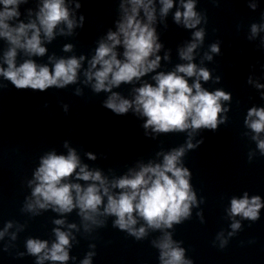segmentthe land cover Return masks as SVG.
Returning a JSON list of instances; mask_svg holds the SVG:
<instances>
[{
  "label": "clouds",
  "instance_id": "clouds-1",
  "mask_svg": "<svg viewBox=\"0 0 264 264\" xmlns=\"http://www.w3.org/2000/svg\"><path fill=\"white\" fill-rule=\"evenodd\" d=\"M27 3L29 0H0V38L9 45L0 63V77L10 81L18 90L45 91L51 87L64 88L77 83L84 55L65 58L53 54L48 57V64H38L31 57L45 56L48 51L45 43H51L57 35H73L75 28H83L85 17L80 15L77 21L75 12L70 10L66 0H41L37 11L33 12L31 8L26 10L28 19L25 22L20 19L19 7ZM213 3L218 6V0H213ZM159 4V16L163 22L174 7V0H159ZM75 7L79 9L81 5L77 3ZM251 7L254 9L256 5L252 4ZM119 9L121 16L116 21V31L109 30L106 37L98 41L94 55L83 71L84 83L90 84L94 93H110L103 106L116 115L127 114L131 109L135 114L146 117L143 124L146 135L150 128L155 134L187 132L188 139L185 145L168 152H158L157 156H162L161 162L140 163L138 170L129 169L127 174L111 180L100 170H89L86 164L81 163L76 150L65 142L67 155H58L53 150L40 157L33 179L28 181L31 195L25 198L21 211L35 217L49 209L61 215L78 209L83 231L88 234L97 228L106 227L108 217H115L112 227L136 241L147 240L153 232L161 233L149 241L151 247L158 250L159 264H193L191 259L185 258L186 249L181 247L183 241L173 239L174 226L190 220L192 208L199 207L205 200L202 197L197 201L196 191L190 183L191 173L184 166L182 158L187 151L203 143V140L195 144L192 142L198 130L216 131L219 124L226 123L227 116H221V113H226L228 109L222 106V101H230L231 94L220 89L208 91L201 85V80L207 82L212 78L209 69L193 63L195 51L204 41V28L194 31L192 40L178 49L180 59L187 63L177 64L174 71L157 72L152 76L154 84L144 82L132 90V99L112 91L122 83L131 84L154 72L160 67L161 61L157 53L162 44L158 42L154 27L157 22L155 0H121ZM173 19L177 25L186 29H197L202 21L208 23L206 13L196 11V0H180V7L175 11ZM61 25L66 26L67 31L65 27H59ZM262 30L264 24L253 23L248 39L255 38ZM261 46L264 47V39L261 40ZM118 47L123 48L122 59L118 58ZM18 50L29 57L19 64ZM72 50V44L63 47L64 52ZM212 54H220L219 41L209 46L203 60L211 61ZM164 59H169L168 53H165ZM186 77H195V80L189 84ZM220 79L219 76L215 77V82ZM248 83H253L251 77ZM3 87L6 85L0 84V88ZM255 87L264 88V85L256 83ZM76 94L82 95L79 88ZM261 98L264 99V93ZM244 124L252 131L251 139L256 142L260 156H264V139L260 138V134L264 133V107L250 108ZM254 155V152H249V163ZM87 156L93 160L96 158L91 153H87ZM73 176L75 180L86 184L70 182ZM262 207L264 203L259 195L249 197L245 192L240 198L233 196L230 208L226 210L232 219L231 231L227 236L223 231L217 233L219 249H225L230 238L242 230L241 220H259ZM196 215L203 223L202 212ZM53 224L58 227L53 228L55 240L51 246L47 240L28 238L27 253L19 252L17 255L34 256L36 264H44L45 261L67 264L71 241L76 239L71 230L79 231V228L71 223L67 224L68 231L62 230L61 226L66 224L65 219H55ZM12 227V222L5 225L0 231V240ZM24 227L19 225L18 231ZM16 238V233H13L11 239L15 241ZM213 246H217L215 242ZM8 248L5 245L4 251H8ZM89 248L93 250L87 252L80 264H92L96 245L90 244Z\"/></svg>",
  "mask_w": 264,
  "mask_h": 264
}]
</instances>
